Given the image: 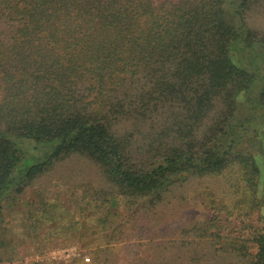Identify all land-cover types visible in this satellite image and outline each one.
Wrapping results in <instances>:
<instances>
[{
	"label": "trees",
	"instance_id": "trees-1",
	"mask_svg": "<svg viewBox=\"0 0 264 264\" xmlns=\"http://www.w3.org/2000/svg\"><path fill=\"white\" fill-rule=\"evenodd\" d=\"M255 7L264 0H0V217L4 202L72 155L98 166L132 216L175 184L230 167L264 210V31L247 22ZM100 201L91 233L110 241L122 223ZM50 217L57 227L61 216ZM261 220L232 248L247 264H264ZM26 221L29 242L14 244L0 218V263L20 246H65L41 244Z\"/></svg>",
	"mask_w": 264,
	"mask_h": 264
},
{
	"label": "rangeland",
	"instance_id": "rangeland-1",
	"mask_svg": "<svg viewBox=\"0 0 264 264\" xmlns=\"http://www.w3.org/2000/svg\"><path fill=\"white\" fill-rule=\"evenodd\" d=\"M247 22L264 31V10L255 7L247 14ZM256 161L264 173L260 158ZM236 168L218 175L191 176L163 192L153 205L142 203L143 208L132 216L125 198L106 184L98 166L78 155L66 157L34 180L15 203L4 202L0 217L6 238L14 244L29 242L30 235L26 237L22 231L27 218L28 225L36 226L34 238L38 242L65 246L31 254H25L20 246L11 263L0 264L77 258L79 263L90 264L96 256L101 264H247V258L232 248L259 230L264 210L253 205ZM101 199L108 201L104 205L111 223H122L110 241L101 237V232L91 233L105 212L99 207ZM54 212L61 216L57 227H52L55 223L50 216ZM47 232L54 235L45 236ZM249 252L253 254L255 247Z\"/></svg>",
	"mask_w": 264,
	"mask_h": 264
}]
</instances>
